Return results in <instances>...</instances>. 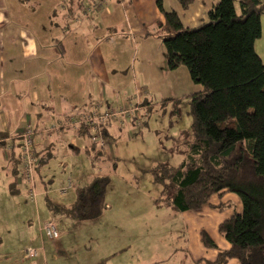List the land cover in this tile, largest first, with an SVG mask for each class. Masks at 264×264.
<instances>
[{"label": "crops", "instance_id": "crops-1", "mask_svg": "<svg viewBox=\"0 0 264 264\" xmlns=\"http://www.w3.org/2000/svg\"><path fill=\"white\" fill-rule=\"evenodd\" d=\"M157 1L0 0V170L9 178L12 193L24 188L20 180L21 135L27 129L35 130V172L37 184L43 187L46 221L60 226L71 218L55 208L69 209L78 197L76 194L75 202H53L49 198L54 183L49 170L58 168L67 174L68 163L80 153L94 161H113L110 141L115 139V132L121 135L125 129L131 130L129 116L124 122L120 117L109 121L103 126L108 146L101 149L76 121L88 114L104 113L110 107L142 111L148 106L146 98L153 99L149 84L158 77L153 75L148 81L145 71L152 64L156 74L158 70L169 71L158 27L165 23V16ZM162 1L164 10L176 12L183 26L190 29L208 22L209 11L216 3L193 0L184 9L178 0ZM158 55L160 59L153 62ZM158 80L163 81L162 77ZM139 123L144 125L142 120ZM83 138L85 144L81 142ZM94 179L90 178L82 188ZM158 210L167 214L164 221L152 220L159 228L160 242H102L82 251L83 256L79 252L77 259L67 264H213L231 248L219 232L220 225L234 214H241L243 205L237 195L223 193L213 195L198 211L175 212L167 204L158 207L155 200L151 212ZM108 212L116 215L110 205L102 215ZM38 230L40 239L34 233L27 246H17L11 257L0 264H50L47 237L41 226ZM59 231V241L54 245L61 248L66 233L60 228ZM202 232L217 248L203 244ZM28 249L36 250L37 255L28 258ZM224 264L240 263L231 259Z\"/></svg>", "mask_w": 264, "mask_h": 264}, {"label": "trees", "instance_id": "trees-1", "mask_svg": "<svg viewBox=\"0 0 264 264\" xmlns=\"http://www.w3.org/2000/svg\"><path fill=\"white\" fill-rule=\"evenodd\" d=\"M215 1L208 22L192 29L157 1L165 16L158 27L168 70L185 66L203 90L190 100L192 138L184 139L183 161L151 171L161 186L156 204L175 212L198 211L213 195H237L242 213L219 227L231 248L213 264L231 259L264 264V64L255 50L263 32L264 0H239L240 12L235 0ZM178 2L187 9L193 0ZM110 186L108 177H97L78 189L71 208L55 210L77 221L98 219ZM201 236L206 247L217 248L207 233Z\"/></svg>", "mask_w": 264, "mask_h": 264}, {"label": "rangeland", "instance_id": "rangeland-1", "mask_svg": "<svg viewBox=\"0 0 264 264\" xmlns=\"http://www.w3.org/2000/svg\"><path fill=\"white\" fill-rule=\"evenodd\" d=\"M235 5L240 12L239 0H235ZM255 50L264 64L263 32L255 44ZM159 59L158 55L153 62ZM145 73L148 81L153 75L162 77L163 81L159 83L158 77H155L156 82L149 84L154 92L153 99L150 100L148 96V106L135 112L132 117L129 116L127 122L131 130L125 129L121 135L117 134L118 130L115 132V139L110 141L114 160L94 161L80 153L68 163V175L58 168L49 170V178L54 182L51 184L49 198L59 204L75 202L78 187L85 186L90 178L108 177L111 186L107 190L105 203L114 207L113 214H116L113 216L108 212L89 221L69 218L60 226L58 223L61 232L66 233L63 235L65 245L59 248L54 245L59 240L45 238L50 264H67L70 260H76L79 252L82 254V251L111 240L115 244L124 239L127 242L144 239L149 244L156 240L160 242L159 228L152 220L164 221L167 214L161 210L151 212L154 201L161 194V186L154 182L151 171L163 163L178 166L183 161L184 139L187 135L189 140L192 138L190 100L193 95L202 92L203 87L193 82L185 66L167 73L158 70L156 74L152 64ZM125 120L126 115L120 117L121 122ZM137 120H142L144 125ZM117 126L121 127L119 124ZM81 142L85 144L86 139L83 138ZM44 174L47 175V172ZM69 179L76 186L63 195L61 188ZM8 182L9 178L0 170V261L11 257L17 246H27L28 238L34 236V233L40 239L38 229L44 225L47 217L41 185L37 184L38 198L34 202L29 198L25 186L18 188L20 192L12 193ZM92 257L96 259L95 255Z\"/></svg>", "mask_w": 264, "mask_h": 264}, {"label": "built area", "instance_id": "built-area-1", "mask_svg": "<svg viewBox=\"0 0 264 264\" xmlns=\"http://www.w3.org/2000/svg\"><path fill=\"white\" fill-rule=\"evenodd\" d=\"M139 108H128L123 107L120 109L108 108L104 113H93L85 115L82 119L76 121V125L87 128L89 130V138L92 143L97 144L101 149H106L108 141L103 134V126L109 121L122 116L132 117L135 112H138ZM37 133L33 129H27L21 138L23 139L22 144V168L20 170L21 179L24 186L27 188L29 198L36 202L38 198L37 192V180H36V160L37 156L34 151V139ZM9 150H11L9 148ZM73 188V183L69 179L68 183L61 188V193L64 195L70 189ZM42 230L45 236L52 240H58L60 238V231L58 225L54 221H46L42 226ZM25 255L29 257H35L37 255L36 250L28 249Z\"/></svg>", "mask_w": 264, "mask_h": 264}]
</instances>
